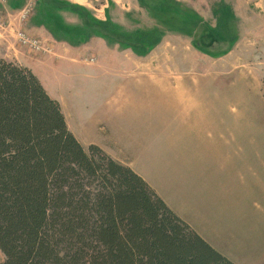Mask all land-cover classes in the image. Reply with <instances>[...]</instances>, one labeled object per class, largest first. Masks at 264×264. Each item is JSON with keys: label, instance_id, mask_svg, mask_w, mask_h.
<instances>
[{"label": "rangeland", "instance_id": "rangeland-1", "mask_svg": "<svg viewBox=\"0 0 264 264\" xmlns=\"http://www.w3.org/2000/svg\"><path fill=\"white\" fill-rule=\"evenodd\" d=\"M43 1L21 18L28 3L21 0L11 16L13 39L33 54L39 50L32 41L50 49L28 27L40 3L46 7L33 25L48 22L60 31L59 40L88 49L63 80L66 89L49 86L61 98L68 129L84 147L96 144L130 167L217 244L218 226L202 223V204L211 202L191 185L197 186V171L207 162L190 155L188 132L194 123L205 137L226 138L227 128L238 125L241 132L231 133L242 140L249 130L253 143L243 147L238 140L235 150L264 166V0H82L79 10L73 0ZM0 4L7 7V0ZM80 72L87 76L79 78ZM255 163L251 158L249 165ZM220 206L239 214L232 199ZM255 208H245L254 221L241 218L251 231L264 228ZM241 256L264 264V239Z\"/></svg>", "mask_w": 264, "mask_h": 264}, {"label": "trees", "instance_id": "trees-1", "mask_svg": "<svg viewBox=\"0 0 264 264\" xmlns=\"http://www.w3.org/2000/svg\"><path fill=\"white\" fill-rule=\"evenodd\" d=\"M0 253V264H235L130 167L84 147L32 71L2 57Z\"/></svg>", "mask_w": 264, "mask_h": 264}, {"label": "crops", "instance_id": "crops-1", "mask_svg": "<svg viewBox=\"0 0 264 264\" xmlns=\"http://www.w3.org/2000/svg\"><path fill=\"white\" fill-rule=\"evenodd\" d=\"M41 1L44 2L43 0ZM73 1L71 4L74 5L75 9H81L82 5L80 4H82V0ZM20 5L21 0H7L8 8L0 4V27L1 30L4 29L5 31H3L5 34L4 38L0 39V57L7 61H14L30 69L39 79L49 96L59 102L66 122V111L63 109L61 98L57 94H53L49 86L52 87L55 84L60 89L63 85V80L67 78L74 64H78V59L88 49L84 50V46H73L65 42L66 40H59L60 31H54L48 22L38 27L33 25L34 20L37 23L40 18L38 13L42 12L46 7H43L40 3L36 7L32 21L28 27H32L33 30L30 32L46 42L51 52L45 53L36 50L37 54H33L35 52L18 47L13 39L11 26L14 25V21L11 16L15 12L14 10ZM64 9L66 11L69 10L68 8ZM71 74L76 75L74 73ZM79 75H77L79 78L87 76L81 72ZM66 88L67 86L64 87V89ZM198 126L202 125H195L193 123L189 127V129L191 128V132H188L187 145L191 147L190 155L194 160L207 163L202 165L200 170L197 171V177L201 178L196 183L197 186H194L193 183L191 185L192 188H199L200 193H204L203 197L205 200L209 199L211 202V204H202V223L205 226H218H216V233L218 235L217 244L209 236L200 234L198 230L196 231L212 247L235 264H253L252 261L243 258L241 255L244 252H248L258 241L263 243L264 228L262 226L260 229L258 226L252 231L248 230L247 225L249 223L243 222L241 218H250L254 221L252 212L245 209L253 206L257 207L255 209L260 212L264 221V203L260 202L261 195L262 201L264 202V166L261 167L263 161L252 157L249 153L242 154V148L240 151L239 149L235 150L234 145L240 139L236 133H231V131L238 130V133L241 132L238 125L235 129L227 128L226 138L205 137L206 131L198 128ZM239 143L241 142L239 141ZM248 144H241V146H248ZM245 149L247 150L246 147ZM250 157L256 160L254 167L249 165ZM237 178H239V181L236 180ZM213 183L218 184V187L215 190H210ZM231 199L238 209L239 214L225 211L226 206L221 208L220 201L225 202ZM218 202L219 206L214 211V206L212 207V205ZM206 209L209 211L208 213ZM188 223L191 224L190 222ZM232 248H234L233 253L229 250Z\"/></svg>", "mask_w": 264, "mask_h": 264}, {"label": "built area", "instance_id": "built-area-1", "mask_svg": "<svg viewBox=\"0 0 264 264\" xmlns=\"http://www.w3.org/2000/svg\"><path fill=\"white\" fill-rule=\"evenodd\" d=\"M37 4V0H28L27 5H25V7L21 10L20 12V17L21 18H26L32 11V9L34 8V6ZM37 42V41H36ZM30 42L29 44L33 47V49L39 50V51H43V52H49L50 49H48L47 47H41L40 44L37 42Z\"/></svg>", "mask_w": 264, "mask_h": 264}, {"label": "bare ground", "instance_id": "bare-ground-1", "mask_svg": "<svg viewBox=\"0 0 264 264\" xmlns=\"http://www.w3.org/2000/svg\"><path fill=\"white\" fill-rule=\"evenodd\" d=\"M146 31V30H145ZM141 66V65H140ZM177 91V90H176ZM182 92V91H181ZM178 94H180V91H178ZM228 96H230V95H228L227 94V97ZM123 97H126V99H128V96L126 95V94H124V96ZM182 97V96H181ZM226 97V98H227ZM232 97L233 96H231L227 101H228V103H229V101H230V99H232ZM125 99V100H126ZM236 114V115H239V113L237 112V111H235V112H233V114ZM242 113V112H241ZM242 115V114H241ZM241 115H239V116H241ZM244 115V114H243ZM253 127V126H252ZM246 130H248V129H246ZM249 131V130H248ZM248 131H245L244 133H243V135L241 136V139L242 140H240V142H241V144H245V143H253V141H248L247 139H249V138H251V134H252V132L250 131V132H248ZM234 135V134H233ZM239 135V134H238ZM235 136V135H234ZM236 137V136H235Z\"/></svg>", "mask_w": 264, "mask_h": 264}]
</instances>
